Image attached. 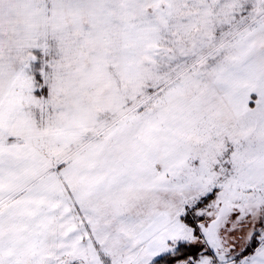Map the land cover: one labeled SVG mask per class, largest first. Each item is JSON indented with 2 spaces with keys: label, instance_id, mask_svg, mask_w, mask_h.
<instances>
[{
  "label": "snow or ice",
  "instance_id": "snow-or-ice-1",
  "mask_svg": "<svg viewBox=\"0 0 264 264\" xmlns=\"http://www.w3.org/2000/svg\"><path fill=\"white\" fill-rule=\"evenodd\" d=\"M0 264H264V0H0Z\"/></svg>",
  "mask_w": 264,
  "mask_h": 264
}]
</instances>
